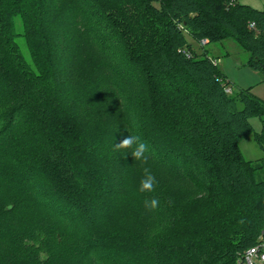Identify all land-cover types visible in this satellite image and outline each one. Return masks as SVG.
I'll return each mask as SVG.
<instances>
[{"label": "trees", "instance_id": "16d2710c", "mask_svg": "<svg viewBox=\"0 0 264 264\" xmlns=\"http://www.w3.org/2000/svg\"><path fill=\"white\" fill-rule=\"evenodd\" d=\"M188 37L264 77V10L238 0H0V264H245L264 180L239 144L259 115L264 150V100ZM132 135L147 164L115 148Z\"/></svg>", "mask_w": 264, "mask_h": 264}, {"label": "rangeland", "instance_id": "374dc122", "mask_svg": "<svg viewBox=\"0 0 264 264\" xmlns=\"http://www.w3.org/2000/svg\"><path fill=\"white\" fill-rule=\"evenodd\" d=\"M17 42L23 50L26 58L32 63V54L29 49L27 38L25 36L24 21L21 16L16 17ZM189 42L193 44V48L197 53H202L204 49L211 57L219 62L220 70L227 76L232 83L234 92L252 87V93L264 100V77L260 70L249 67L246 62L248 60V52L242 48L235 40L228 39L222 43L207 44L202 48L196 44L190 37ZM254 131L247 138L243 139L239 146L246 160L254 161L256 167H260L257 173V180H264V150L261 149L254 139L255 132L262 129V121L259 115L251 118Z\"/></svg>", "mask_w": 264, "mask_h": 264}, {"label": "clouds", "instance_id": "9594fccd", "mask_svg": "<svg viewBox=\"0 0 264 264\" xmlns=\"http://www.w3.org/2000/svg\"><path fill=\"white\" fill-rule=\"evenodd\" d=\"M115 148L119 150H129L131 149V156L135 160H139L142 164H147L148 156L146 155L148 151V145L141 141L139 136H125L116 145ZM144 176L140 182V192H152L158 184L155 175L152 173L151 169L148 167L143 168ZM145 207L148 210H156L159 207V201L156 198H152L150 201H145ZM255 251V250H253Z\"/></svg>", "mask_w": 264, "mask_h": 264}, {"label": "built area", "instance_id": "2783aa9c", "mask_svg": "<svg viewBox=\"0 0 264 264\" xmlns=\"http://www.w3.org/2000/svg\"><path fill=\"white\" fill-rule=\"evenodd\" d=\"M207 40H203L202 44L205 45ZM214 63H218V60H214ZM228 92H231L230 88H227ZM255 250V251H253ZM245 264H264V234L261 235L257 244L245 252Z\"/></svg>", "mask_w": 264, "mask_h": 264}, {"label": "crops", "instance_id": "0c3cea01", "mask_svg": "<svg viewBox=\"0 0 264 264\" xmlns=\"http://www.w3.org/2000/svg\"><path fill=\"white\" fill-rule=\"evenodd\" d=\"M241 4H244V5H249L255 9H258V10H264V0H238ZM200 46V45H199ZM249 54V53H248ZM214 58V57H213ZM250 58V54H249V57H248V60ZM216 59V58H215ZM217 60V59H216ZM247 60V62H248ZM246 62V63H247ZM219 64V62H218ZM253 87V86H251Z\"/></svg>", "mask_w": 264, "mask_h": 264}]
</instances>
